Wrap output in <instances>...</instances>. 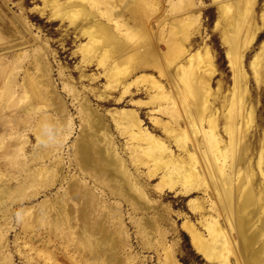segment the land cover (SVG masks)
<instances>
[{"label": "rangeland", "instance_id": "obj_1", "mask_svg": "<svg viewBox=\"0 0 264 264\" xmlns=\"http://www.w3.org/2000/svg\"><path fill=\"white\" fill-rule=\"evenodd\" d=\"M109 1L113 3L112 0H107V4H104L103 0H96V2L94 0H78L82 7H85L81 11L85 14L84 17L93 11L105 12L106 6H111ZM118 3V9L121 5L124 6L119 0ZM145 5L137 7L141 8V13L148 10L150 18L148 15L131 18L128 17L130 16L128 13L126 14L127 21L134 20L136 23L138 19L149 18L145 22V32H141L142 37L138 34L139 31H135L136 34L133 32L135 35L130 33L131 37L128 38V36L122 35L119 29H114V36H119V39L126 44L130 42L129 49L134 44L135 46L133 45L130 51L135 52L134 50H136V53L130 52L132 54H129V51H123V55L117 56L116 60L121 62L111 67V69L117 68L115 75L111 76L110 72L105 71L107 69L104 65L105 62L103 64L98 61L102 52L101 44L108 40L106 36L102 33L103 35H98L95 40L91 39L90 42L92 40L93 42L90 44L88 42L90 38L81 35L75 23H71L73 19L79 21V16L81 18L82 13L78 17L72 16L71 13L68 18V15L62 14V10L56 13L55 8L51 6L44 8V0H0V25H2L0 26V264H60V262L61 264H77L78 260L81 263L93 261L90 264H219L217 261L207 260L196 251L189 233L182 227L183 221L189 220L205 236L208 234L202 224L201 210H193L188 202L196 199L195 201H202L203 206L208 208L209 198L215 196L214 191L210 190L208 193H204L203 190L194 189L193 192L184 194L180 191L177 192L179 185L176 188H169L171 183L161 179L162 170L159 172L156 170L160 163H156L151 158L152 150L142 148L137 142L135 148H128V146L134 145L128 131L129 128L124 124L119 126L116 123V118L123 119L125 117L124 110L135 112L140 118L142 128L161 139L176 156L185 157L187 156L185 151L178 147L170 134L163 130V125L172 121L171 123L177 130L178 123H175L177 121L175 117L180 114L178 120L181 124H186L185 114L190 111L193 114L197 101H201L200 98L206 99L208 108L202 114V123L204 124L202 128L209 129L207 122L209 116H216L218 120L216 133L221 140L219 145L221 148L228 147L229 150L231 148V152L232 150L238 152L243 146L246 151L245 157H243L245 160L242 159V164L237 167L244 169L246 166L249 168L248 171L253 172L252 176H254L256 183L261 184L264 189V156L260 161V152L264 155V0H192L186 13L181 11L182 14L176 9V12L173 8L171 10L168 3L158 6V9L153 8L157 5ZM144 7L146 9L143 10ZM131 10H137L136 6H132ZM153 11H157V14H153L154 16H152ZM164 12L168 16L167 18ZM171 12L177 14L174 15ZM175 16L179 19L178 25L175 24L177 23ZM183 16L185 18L182 20ZM157 19L162 20L161 24L157 23ZM173 20L174 23H172ZM169 23L174 25L172 30V25L170 26ZM163 26H165L164 32ZM184 34L186 36L189 34L190 39L186 40ZM171 35H174L175 40L173 47L169 40ZM103 36L104 38H101ZM175 36L179 40L178 38L176 40ZM131 38L135 39L136 42L132 43ZM96 40L102 41V43L99 45ZM140 40L142 42L148 41L144 42L146 47L144 43L138 42ZM166 40L170 41L168 42L169 48H173L170 49L171 51H165L167 48ZM177 42L183 47L188 42V46H190V51L185 53L183 58L180 57L182 56L180 55L182 48L176 47ZM141 44L144 47H141ZM149 44H152L153 48L155 46L157 51L155 52L160 58L164 56L167 58L169 55L167 59L163 58L165 62L164 60L161 61L164 62L161 65L171 73V77L160 76L155 65L143 62L145 58L141 61V55L145 52L142 50L147 48ZM98 49L100 50L97 51ZM207 51L212 56V60L209 62ZM124 52L125 55L127 54L125 57H130V59L123 57ZM194 52L197 57L194 63H189V54ZM82 54L84 55L82 56ZM37 57H39L37 66L44 64L42 66L44 68H35ZM124 58L127 61L122 60ZM172 58L177 61L169 64L168 61ZM180 64L186 66V72L181 73L182 70L178 68ZM237 73L239 74L237 75ZM31 75L34 79L31 78ZM183 79L186 81L201 80L209 86V89L204 83H201V86L204 85L203 88L205 87L203 92H201L202 90L197 92L201 89L199 87L190 96H187L188 94L185 92L184 97L183 93L178 91V88L183 87L188 92L187 87L183 84ZM154 80H158L162 84L165 83L167 90L169 88L175 95V105L177 104V110H179L174 117H172V113H169L170 108L168 109L171 103L160 97L161 91L152 87ZM207 90L210 93L206 94ZM153 97L154 99H152ZM137 101L138 103H135ZM199 110L200 106H198L197 112ZM89 118L91 120H88ZM156 119L159 120V123L155 121ZM98 121L101 122L96 123ZM89 124L90 126H88ZM92 124L95 125V131L94 128H91ZM228 125L233 127L234 137L232 140L226 132ZM89 128L90 133L92 131L97 132L95 136L99 137L100 135L103 139L101 140L99 137L101 146H105L107 140H104V132L112 137L114 152L118 151L120 156L125 157L129 168L131 167V172L143 174L141 181L155 202V208L151 207L146 212H133L128 203L121 204L123 221L119 227L117 219L106 216L108 222L105 219L106 223L102 222L104 224L103 226L101 224L104 229L102 232L109 236L114 235L116 241L117 237H120L119 232L116 231L122 229L120 230L121 235H124L121 237V239L124 238L123 241L120 239L119 255L117 253L115 259L112 257L111 260L104 254L96 259L92 257L93 259L90 260L89 253L85 255L82 251L77 250V245H81L82 241L83 244L85 243L84 240L90 231L81 232L76 211L74 212L75 221L73 220L74 223L70 227L66 226L68 223H58V227L55 224L57 215L54 211L48 212L51 203L56 202L59 197L58 200L67 197L70 185L76 179L82 178L89 184H93V178L85 174L79 167L80 165L77 164V154L79 153L77 147L87 137ZM199 132L193 135L194 141H191L192 138L188 135L185 140L186 134H183L182 137L181 133V137H179L181 141L184 140L182 141L184 147L193 149L192 151L195 153L198 151L197 157L200 161H205V163H199L201 165L198 166V170L201 172L202 169L204 171L206 168V159L200 149L205 148L204 143L206 144L207 141L201 134L205 132L203 130ZM196 140H198L197 143L202 144L200 149L196 148ZM96 148L97 145H93V149ZM230 171L231 169H229ZM153 172H156L155 175L150 177L148 174ZM162 185L164 186L162 187ZM98 188L99 193L106 200L115 202V204L113 203L114 206L118 205L117 201L122 200L121 196L110 194L106 185L98 183ZM255 201L257 204L254 205H256L257 212L253 214L249 222L250 225H247V228H251L250 230L254 227L257 228L263 224L261 222H264V200L263 203L258 202V200ZM70 204L73 205V202L70 201ZM73 206L75 208L78 206L75 201ZM255 207L251 205L244 214ZM160 213L165 217L164 220L158 219V223L166 232L164 233L165 238H163L165 247L162 244L159 245L156 240L158 239L156 232V234L153 233L154 236L150 234L153 236L150 237V240H145L136 225V218L139 220L145 216L151 220L157 218ZM211 213L210 210L203 212L206 216L211 215ZM257 213L259 216L256 215ZM113 219L115 220L113 221ZM223 220L224 218H221L223 226L230 230L229 224L224 223ZM56 229L58 230L56 231ZM106 230H110L109 234ZM232 230L236 231V228L230 231ZM83 235L86 236L83 238ZM68 236L72 240L68 239ZM81 236L80 242V239L77 238ZM263 238L258 241V245L264 241ZM233 239L235 242L238 241L236 244L233 243L234 247L237 246L238 249L241 239L239 241L236 233H233ZM47 241L52 244L50 245ZM30 243L32 245H29ZM69 246L71 247L69 248ZM109 249L107 245L103 246V251H109ZM49 250L53 252V254L49 253L52 256L50 258L45 254L50 252ZM44 251L46 252L43 253ZM167 252L170 253L167 254ZM83 258L85 260L81 261ZM233 263L236 264L234 259Z\"/></svg>", "mask_w": 264, "mask_h": 264}, {"label": "bare ground", "instance_id": "obj_2", "mask_svg": "<svg viewBox=\"0 0 264 264\" xmlns=\"http://www.w3.org/2000/svg\"><path fill=\"white\" fill-rule=\"evenodd\" d=\"M112 1H113V3L111 1H109L111 3V6L110 7L106 6L107 10L105 12L93 11L92 13H89L88 16L84 17L85 14H83L81 11H83L85 7H82L81 3H79L78 0H44V6H45L44 8H46L47 6H51V7L56 9V10L54 9V11L56 13H58V11L62 10V14L65 16L68 15V18H69V15L71 13H72V16L74 15L75 17H78V15L79 14L81 15V13H82L81 18L79 16V21H76L75 19L72 18L73 20L71 21V23H73V24L75 23V25H76V27H78V30L81 33V35H84V36L86 35L88 38H90V40L88 42H90L91 39L95 40L98 35L102 36L104 34L106 36V38L108 39L106 42L102 43V41H100V40H99L100 42H98L97 40H96L97 42L96 41H94V42L98 43L99 45L102 43L101 44L102 45L101 46L102 52L100 51L101 56L98 59V61H101L102 63L105 62V64L103 63L107 67V69H105V71L110 72L111 76L115 75L114 73H116V69H117L116 67L111 69V67L118 65V63L121 62V61L118 62L116 60L117 56L123 55V51H127V52L129 51L128 52L129 54L136 53V50H134L135 52H132V50L130 51L131 47L134 44L132 46H130V49H129L128 46H129L130 42L128 44H126V42L124 43V41L119 39V36H114L115 35V34H113L114 29H119L120 33H122V35L128 36V38L131 37L130 33L135 35L136 34L135 31H139L138 34L140 36L142 35V33H141L142 31L145 32V29H146L145 22H147V20H149L150 14H149L148 10H146V12L143 11V13H141V11H140L141 8L139 9L137 6L147 4V5H152V6L157 5V6L153 7V8H155V7L157 8L158 6H161L164 3H168L171 7V10L174 9L175 12L177 10V12H180V14H182L181 11H185V13H186V10L189 8V6L191 5V2H192V0H119L120 2H122L121 4H124V6L122 7V5H121V7L118 9V5H119L118 0H112ZM94 2H96V0H94ZM103 2H105L104 4H107V0H105V1L103 0ZM143 3H145V4H143ZM139 4H141V5H139ZM147 5H145V6H147ZM132 6H136L137 10H135V11L131 10L130 11V8L132 9ZM37 8H39V7H37ZM144 9H146V8L144 7L143 10ZM151 9H149V10H151ZM169 10H170V8H169ZM169 10L167 9V11H169ZM153 12L154 13L151 12L152 16H154L153 14H157V11H153ZM175 12H171V13L174 14ZM42 13H44L43 10H42ZM127 13H128V15H130L128 17H131V18L132 17L138 18V17H140V15H142V16L148 15L149 18L147 17L148 19H143V20L138 19L137 23L134 20H131V21L128 20L127 21L126 20V17H127L126 14ZM47 14H48V12H47ZM173 14H172V16H173ZM176 14H174V15H176ZM164 15H165V12H164ZM167 17L168 16H166V18ZM175 17H177V16H175ZM183 18H185V17L183 16L182 20H183ZM249 18H247V19H249ZM178 20L179 19L177 17V23H175L176 25H178ZM157 21H158L157 22L158 24H161L162 20L157 19ZM163 21H165V20H163ZM175 21H176V19H175ZM180 21H181V19H180ZM129 22L131 24H128ZM172 23H174V20L172 21ZM169 25H170V23H169ZM0 26H2V25H0ZM173 26L174 25H172L171 30L173 29ZM244 26H245V24H244ZM159 27H160V25H159ZM164 29H165V26L162 27L163 32H164ZM176 29H174V30H176ZM169 31H170V28H169ZM133 32H135V34ZM176 34H177V32H176ZM174 35H171V37H170L171 39L169 38V40L171 42L169 40L168 41L166 40L167 43L165 42V44L167 45L166 47L168 49L165 48V51L166 50L168 51L171 49V48H169L170 44L173 47V45H174L173 42H175V40L173 38ZM121 36H120V38H121ZM184 36H186V34H184ZM159 37H161V35H159ZM190 37L191 36L188 34L184 38L186 40H189ZM252 37H253V35H252ZM101 38H104V36ZM132 38H131L132 41L131 40L130 41L132 43L136 42V41H134L135 39H132ZM144 38H145V36H144ZM177 38L178 37H176V40H177ZM148 39H149V37H148ZM141 40L138 42H142ZM147 40H145V41H147ZM150 40H151V38H150ZM172 40H174V41H172ZM178 40H179V38H178ZM92 42H93V40H92ZM92 42H90V44ZM144 42H142V43H144ZM168 42H170V44ZM186 43L187 44L184 47L179 42L176 43L177 44L176 47L182 48V52L180 53V55H182V56H180L181 58L184 57L185 53H188V51H190V46H188V42H186ZM145 44L146 43H144V46L146 47ZM168 44H169V46H168ZM142 45L143 44H141V47H144ZM90 50L93 52L92 49H90ZM99 50L100 49H98L97 51H99ZM141 50L142 49L140 48V51ZM97 51H96V53H97ZM142 51H145V52H143L141 55V58H142L141 61L143 60V58H145V60H143V62L152 63L153 65H155L160 76L171 77V73L168 72V70H166L165 67H163L161 65V63H162L161 61L164 60V62H165V59H163V58H166V57L164 56L163 58H160L159 55L156 54L157 51L155 49V46L153 48V45L149 44V46H147V48H145ZM92 52H91V54H92ZM130 52H132V53H130ZM263 52H264V50H263ZM18 53H20V52H18ZM35 53H37V52H35ZM94 53H95V51H94ZM91 54H90V56H91ZM83 55L84 54H82V56ZM162 55H165V54H162ZM125 56H127V54L125 55V52H124L123 57H125ZM132 56H134V55H132ZM168 56H167V58H168ZM196 57H197V54L195 52L189 54L188 62L194 63ZM13 58H14V56H13ZM125 58H128V57H125ZM125 58L122 60L127 61V59H125ZM128 59H130V57ZM207 59H208V62L212 60V56H211L209 51H207ZM21 60H23V59H21ZM175 60L176 59L173 60V58L171 60L169 59L168 63L169 64H170V62L172 64L176 63ZM231 61H232V59L230 60V62ZM35 63H36L35 68H37V67L41 68L44 65V64L43 65L40 64V66H37V64H39V57H37ZM43 63H46V62H43ZM258 64H259V62H258ZM7 65H8V63H7ZM100 66H101V64H100ZM238 66H240V65H238ZM42 68H44V67H42ZM178 68L180 70H182L181 73L186 72L185 71L186 66L184 64L178 65ZM235 68H236V65H235ZM28 71H30V70L28 69ZM260 71H262V70H260ZM26 72H27V69H26ZM2 73H3V69H2ZM29 73H31V71ZM256 73H257V71H256ZM258 73H261V72H258ZM43 74H44V72H43ZM238 74L239 73H237V75ZM31 78H33V76ZM109 78H110V76H109ZM40 80H41V78H40ZM43 80L45 81L44 78H43ZM183 81H184L183 84L187 87L188 92L183 87L182 88L177 87L179 89L178 91L183 93V96H184L185 92H186V94H188L187 96H190L192 93H195L199 87H201V89H199L197 92H200L201 90H202L201 92H203V90H205V87L203 88L204 85L201 86L202 85L201 83H204L206 85V87L209 89V86H207V84L205 82H201V80L186 81L185 79H183ZM164 84H162L158 80H154L152 87L161 91L162 94L160 95V97L165 99L166 102L169 101L171 103V105L168 107V109L170 108L169 113H172V117H174V115L177 114L178 110H179V109L177 110V104L175 105V103H176L175 99L176 98L174 97L175 95L173 94V92H171V90H169V88L167 90V87H165ZM179 84H178V86H179ZM32 85H34V84H32ZM15 86H17V85H15ZM32 92H33V90H32ZM208 93H210L209 90L206 91V94H208ZM154 97H155V95H154ZM154 97L152 99H154ZM200 100L201 101H199V100L197 101V106L195 105L196 109H194L195 112L193 110V112H194L193 114L191 111L185 114L184 120L186 121V124H181L180 121L178 120L180 114L177 115L178 117L176 116L177 118L175 117V120H177L175 123H178V129H177L178 131L176 130L174 124L171 123L172 121L163 125V130L166 133L170 134L171 138H173L175 140V143H177L178 147H180L181 149H183L185 151V153L187 154V156H185V157L176 156L175 153H172V151H170L171 149H168V146H166L165 143L163 141H161V139L156 138L151 132L142 128L141 124H140V118L138 117V115L135 112H128V111L124 110L125 117L123 119L122 118H119V119L116 118V123L119 126H122V124H124L126 127L129 128L128 131L130 133L131 139L134 142V145L128 146V148H130V149L135 148V143L137 142L138 144H140V146L142 148L152 150L151 151V158H153L156 161V163H160L159 166L156 168V170L158 172L162 170L163 174H162L161 179H162V181H167V183H169V182L171 183V185L168 186L169 188L170 187L176 188V186L179 185L180 189L178 187L177 192L180 191V192H183L184 194L193 192L194 189L203 190L204 193H208V191H210V190L214 191L215 196L213 198H209V207L208 208H205L203 206L202 201H199V202L195 201L196 199H194V198H193L194 200H190L188 202V205H190L193 208V210L194 209L195 210L196 209L201 210V215L203 217L202 224L208 232V234L205 236L195 226V224L193 222H190L189 220L183 221L182 227H184L185 230L189 233L190 238H191V242H192L194 248L196 249V251L201 253L207 260L217 261L219 264H234L233 259L235 260L236 264H264V241H262V243L260 245L257 244L258 241H260L264 236V222H261L263 224H261L257 228L254 227V229H252V230H250L251 228H249V227L247 228V225H250L249 222L252 219L253 214H255V212H257V208L255 207L256 205H254V204H257V203H255L256 202L255 200H258V202H262L264 200V195H263L264 189L261 186V184L259 185L256 183L254 176H252L253 172L250 173L248 171L249 168H247L246 166L244 167V169L242 167H239V168L237 167L238 165L242 164L243 160H245L243 157H245L246 151L244 150L243 146L241 147L240 151L233 152V150H232V152H231L230 151L231 148L229 150L228 147L227 148H221V146L219 145L221 140L219 139L220 137H218V135L216 133V126L218 123L216 116H209V118L207 120L208 125H209V129L202 128L204 125L202 123V119H203L202 114L204 111L207 110L208 107L206 104V99L200 98ZM135 103H138V101ZM189 104H190V102H189ZM198 106H200V110L197 112ZM162 110H163V108H162ZM91 114H93V113H91ZM183 116H184V114H183ZM94 118H95V115H94ZM88 120H91V119L89 118ZM97 120H98V118H97ZM175 120H173V121H175ZM93 121H95V120H93ZM155 121L157 123H159V120L156 119ZM244 121H246V120H244ZM100 122L101 121H98L96 123H100ZM94 124H95V122H94ZM88 126H90V124ZM94 127H95V125H93L91 128L93 129ZM95 129L96 128H94V131H95ZM89 130H90V128L88 129L87 137L85 139H83V141L78 144L77 151L79 153L77 154V156H78L77 164L80 165L79 167H81V169L83 170V172L85 174H87L88 176L93 178L92 179L93 184H89L88 181H86L82 178L76 179V181H74V183H72L70 185L69 192L67 191L68 192L67 197L61 198L60 200H58L60 197L59 198L57 197L58 198L57 201L50 204L51 206H50V208H49L50 210L48 212L54 211L55 215H57V217L55 219L57 221L55 223L57 226L60 223H62V224L68 223V224H66V226L70 227L73 225V223L75 221L74 212L76 211L78 213L77 214L78 221L77 220L76 221L78 222V226H79L81 232L84 231V233H85L86 231H90V234H88L87 236L83 235V238H84V236H86V238L84 240L85 241L84 244H83V241H82L81 245H79V244L77 245L75 243L77 245V250L78 251L80 250L79 252L82 251L83 253H85V255L89 253V255L91 256L90 260L93 259L92 257H94L95 259L97 257L99 258L103 254L105 256H107L108 258H110V260H111V258L112 257L114 258L116 256V254L119 252V247H120L119 244H120L121 240L123 241V239H124V238L121 239V237L124 235H121L120 230H122V229H120L119 231H116V232H119V235H120V237H117L118 239L116 238L117 239V241H116V240H114V238H115V237H113L114 235L109 236V235H107V233L102 232L104 229L101 227V224H102V226L104 225L102 223L104 221V219H105V221H107L108 218H106V216L117 219L118 224H119L118 227H119L120 225H122V221H123L122 205L121 204L128 203L133 212H139V211L146 212V211H149V209L151 207L155 208V206H154L155 202L149 196V194L146 191L145 184L142 183V181H141L143 179V177H142L143 174H141V173L136 174V173L131 172L130 171L131 167L129 168L128 162L125 159V157L123 158L122 156H120V154L117 153L118 151H116V150H115L116 152H114L112 137H110L108 133L104 132L103 133L104 134V140H106V139L107 140L105 142L106 144H104L105 146H101V144H100L101 141L99 140L100 135L97 134V135H99V137H97V136H95L97 132L92 131L90 133ZM97 130H98V128H97ZM202 130L205 133H201V134L204 135V137L206 138V141H207L206 144L204 143V147L206 148V150H205V148L204 149L202 148L203 150L200 149L202 147V144L199 142L197 143L198 140L195 141V143L197 144L196 148L198 147L200 149V152L203 153V155L206 159V168L203 167V168H205L204 171L202 169V171L200 172L198 170V166L201 165L199 163L202 162V160L200 161V159L196 155V153L198 151L195 153V151H192L193 149L190 150L187 147H184L185 145L182 143V141H184V140L181 141L180 134L182 133V137H183V134H186L184 137L185 140L187 139L186 137L188 135L190 138H192L191 141H194L195 137L193 135H196L199 131L202 132ZM226 132L228 133V135H230L231 140H232V138L234 137L232 125H231V127H230V125H228L226 127ZM199 134H200V132H199ZM107 137H110V138H107ZM100 139L103 140L101 137H100ZM228 143H230V142H228ZM193 144L194 143H192V145ZM240 144H241V142H240ZM93 145H97V148L93 149ZM76 146H77V144H76ZM193 146H195V145H193ZM193 146H191V147H193ZM199 149H197V150H199ZM260 156H261L260 161H262V157L264 156L262 152H260ZM202 157L203 156H201V158ZM204 157H203V159H204ZM202 163H205V161H203ZM229 169H231L230 172H229ZM155 173L156 172H153L152 174L149 173L148 175H150V177H153L155 175ZM217 174L219 175L218 177H217ZM98 183H102V185H106V187H108V189L110 191V194L112 193L116 196L119 195L122 197L121 201L116 202V203H118V205L116 204V206H114L115 202H113L114 203L113 204L111 201L106 200L105 197L99 193L100 187L98 188ZM163 186L164 185H162V187ZM160 187L161 186H159V188ZM104 193H107V192H104ZM65 196H66V194H65ZM239 197H240V199H239ZM70 201L73 202V205H74V201H75V203L78 206L75 208V206L70 204ZM251 205L254 206L255 208H252L249 212L244 214L245 211L247 210V208H249ZM263 208H264V206H263ZM206 210H210L213 214L211 213V215L206 216L205 214H203V212H205ZM258 214L259 213H257L256 215H258ZM145 215H146V213H145ZM256 215H254V216H256ZM32 218H33V216H32ZM159 218H161L163 220L165 219V217H163L162 213H160L159 216H157V218L151 219V220L149 218H145V216L143 218V216H142L141 218H139V220H138V218H136V220H137L136 225L138 227L139 232L142 234L141 236L144 237L145 240H150V237L154 236L153 233L154 234L157 233L158 239H156V240L159 242V245L162 244L163 247H165L163 238H165L164 233H166V232H164V230L162 229V226H160V224L158 223ZM221 218H224V220H223L224 223L227 222L231 229L236 228V231H233V230L230 231L231 230L230 228H229L230 230L225 228L223 226V224L221 223ZM115 219H113V221ZM55 220H54V222H55ZM263 220H264V218H263ZM113 224H114V222H113ZM75 226H76V224H75ZM110 226H111V224H110ZM57 230L58 229H56V231ZM110 230L109 231L106 230V231H108V234H109ZM29 231L31 233V230H29ZM78 231H77V233H78ZM106 231H104V232H106ZM123 232H124V229H123ZM32 233H34V232H32ZM112 233L114 234V232H112ZM233 233L237 234L239 241L241 239L240 245H239L240 247H238V249L236 248L237 246L234 247V244H233V243L236 244L238 242V241H236V242L234 241ZM79 234H80V231H79ZM79 234H78V236H79ZM116 234H118V233H116ZM150 234H152L153 236L152 235L150 236ZM66 235H67V233H66ZM115 236H117V235H115ZM58 238H59V236H58ZM81 238H82V236L80 238H77V239H80V242H81V240H82ZM156 238H157V236H156ZM68 239H71V238H69V236H68ZM49 240L52 241V239H49ZM263 240H264V238H263ZM27 241H29V239H27ZM32 241H30V242H32ZM53 241L55 242V239ZM56 241H57V239H56ZM48 243L50 244V242H48ZM146 243H150V242H146ZM33 244H34V241H33ZM49 244H47V245H49ZM122 244H124V243H122ZM29 245H32V244L30 243ZM105 245H107V247L110 248L109 251L108 250L103 251V246H105ZM72 246L74 247L75 245H72ZM123 246H125V245H123ZM70 247L71 246H69V248ZM64 249H65V247H64ZM167 249H166V251H167ZM67 250H68V248H67ZM45 252L46 251H44L43 253H45ZM49 253L53 254V252L50 251V252L45 253L50 258L52 256H50ZM168 253H170V252H167V254ZM118 255H119V253H118ZM78 257H77V259H78ZM123 257H124V255H123ZM67 259H68V257H67ZM85 259H86V256H85ZM85 259L83 258V259H81V261L85 260ZM87 259H88V257H87ZM69 260H70V258H69ZM110 260H107V261L110 262ZM51 261H52V259H51ZM85 262L81 263L80 260H78L76 263L77 264H90L93 261L90 263H87V261H85ZM112 263H113V261H112ZM60 264H61V262H60ZM176 264H178V263H176Z\"/></svg>", "mask_w": 264, "mask_h": 264}]
</instances>
